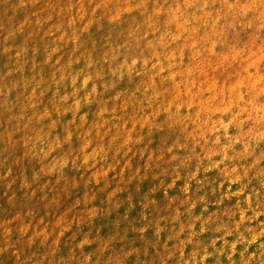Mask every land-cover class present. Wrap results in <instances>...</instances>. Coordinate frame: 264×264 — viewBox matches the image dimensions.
Wrapping results in <instances>:
<instances>
[{"label":"rangeland","instance_id":"1","mask_svg":"<svg viewBox=\"0 0 264 264\" xmlns=\"http://www.w3.org/2000/svg\"><path fill=\"white\" fill-rule=\"evenodd\" d=\"M0 264H264V0H0Z\"/></svg>","mask_w":264,"mask_h":264}]
</instances>
